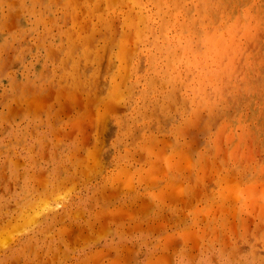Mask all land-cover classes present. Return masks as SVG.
Masks as SVG:
<instances>
[{
  "label": "rangeland",
  "instance_id": "374dc122",
  "mask_svg": "<svg viewBox=\"0 0 264 264\" xmlns=\"http://www.w3.org/2000/svg\"><path fill=\"white\" fill-rule=\"evenodd\" d=\"M193 1L185 0V6L194 5ZM154 2L149 3V8L155 7ZM84 17L88 19L85 22ZM165 18L170 20L168 14ZM113 19L115 23L119 21L117 17ZM171 19L168 36L172 37L179 31L172 26L174 18ZM107 21L103 0H0V237L6 238L5 246L0 248V264H264V198L260 200L264 197V188L261 189L264 186V111L258 110V122L254 124L260 123V127L253 129L250 127L253 113L249 108L261 107L264 100V73L258 72L261 67L264 70L261 52L252 44L246 47L247 51L233 63L230 84L218 92L208 86V81L195 80L191 73L184 79L177 76L175 70L172 78L164 77L165 66L155 70L156 64L162 66L164 62L157 59L156 63L147 64L151 59L149 55L156 54V50L147 51L154 47L156 35L148 33L146 41L144 39L136 49L130 45L136 40L132 33L126 31L120 35L121 25L117 24L121 21L114 23L117 29L113 26L111 30ZM78 27H84V33ZM251 33L256 35L255 31ZM183 36L187 37L188 32ZM238 37L243 47L246 43L243 32ZM122 42L124 46L127 44L121 45L125 64L120 60L122 55L116 53H120ZM129 48L133 51L129 52ZM132 52L134 58L133 54L128 56ZM138 54L143 55L146 62L138 58ZM135 58L140 59L139 62L133 61ZM227 60H219L215 66L223 68ZM125 73L128 76L125 77ZM245 77L256 81H252L257 83L255 95L245 89ZM199 82L205 86L204 95L198 93ZM114 86V91H121V99L113 95L114 110L101 114L102 119L100 116L98 120L93 119L95 110H99L100 115L104 104L112 105L113 102L108 101ZM150 86L153 87L149 89ZM74 88L78 89L72 98L81 97V102H74V107L69 102V107V100L66 104L62 101L68 96L70 99ZM40 98L41 104H37ZM30 100L37 101L41 107ZM117 101L120 107L116 106ZM76 103L81 105L77 107ZM205 105L212 108L208 114L205 108L198 114L195 112L194 107ZM79 117L82 123L77 121ZM221 128L224 132L220 134ZM227 133L233 134V139ZM149 138H153V145L148 143ZM146 144L151 147L146 148L147 151ZM166 164H171L170 168ZM216 168H219L217 173H212ZM120 172L123 174L119 177ZM212 174H215L213 179ZM235 183L239 190L232 186ZM166 185L170 191L181 185L183 196L172 190V198L165 197L170 194ZM246 185H255L249 188L253 193ZM187 186L190 189L185 188ZM221 187L224 191L219 190ZM70 188L72 190H68ZM259 189L263 194L254 198ZM151 190L153 194L162 190L163 199L160 195L153 197ZM220 191L227 196L235 193L238 199L223 194L222 198ZM253 199L259 200L253 207L256 214L248 206ZM40 202L47 205L46 211H43L45 204ZM34 203L37 206H33ZM220 203L225 207L222 213ZM119 207L128 209L127 216L120 217L123 213L117 211ZM30 209L39 210L35 214L41 221L35 219L33 226L22 223L23 227L22 217L32 218L28 214ZM208 209L210 211L206 212ZM54 215L57 217L53 219ZM18 221L28 230L18 233L21 229L15 226ZM11 224L15 228H10ZM184 230H187L185 235Z\"/></svg>",
  "mask_w": 264,
  "mask_h": 264
},
{
  "label": "bare ground",
  "instance_id": "6f19581e",
  "mask_svg": "<svg viewBox=\"0 0 264 264\" xmlns=\"http://www.w3.org/2000/svg\"><path fill=\"white\" fill-rule=\"evenodd\" d=\"M80 1V0H79ZM89 1V0H88ZM92 1V0H91ZM98 1H100V0H98ZM104 1V5H105V10L107 11V16H108V21H107V25L109 26V28H110V30L111 29H113V26L116 28V26L114 25V19H113V17L115 18V17H117L118 19H119V16H121V18L119 19V21L118 22H120L121 21V23L120 24H117L118 22H116L115 24H117V26L118 25H121V31H122V33L120 34L121 36L123 35V34H125V32L127 31L128 33L127 34H131L132 35V37H133V40L135 39L134 37H136V40H138L139 42H137L136 40H134L133 42H131L130 40L132 39V37H131V39L130 38H128V39H130V40H128V43H130V45H133L136 49L139 47L138 46V44L140 45V43H141V45H142V43L144 42V39H145V41H146V35L148 36L149 34H152V35H156V41L155 42H153V45H154V47L153 48H149L147 51L148 52H152L153 50H156V54L154 53V54H152L151 53V55H149V57H151V59H149V61L147 62V64L148 63H156V61H157V59H160L162 62H164V65H159V64H156L155 65V70L156 69H158L159 67H161V69H164L163 68V66H165V71H164V77L166 76V77H169V79L170 78H172L173 77V72H175L176 73V71H177V76H179L180 78H186V76L187 75H189V73H191L193 76H194V79L195 80H198V81H200L201 79H203L204 81H208L209 83H208V86H211L213 89H215L216 91H218V92H221V89H222V87H225V86H227V85H229L230 84V82H231V79L233 78V69H234V61L239 57V55H243V53L244 52H246L247 50H246V47L248 48L251 44L255 47V49H258L260 52H261V57H262V59L264 60V0H194L193 2H195V4L193 5V3H192V6H189V7H186L185 6V0H103ZM155 1V2H154ZM60 2V1H59ZM154 2V4H155V7H151V8H149V3H153ZM58 3V2H57ZM100 3V2H99ZM101 3H102V1H101ZM189 3V2H188ZM72 4V3H71ZM153 4V5H154ZM17 5V4H16ZM96 5V4H95ZM94 5V6H95ZM100 6H101V4H100ZM188 6V5H187ZM17 7V6H16ZM79 7V6H78ZM97 7V6H96ZM84 8V10H85V7H83ZM98 8H100L99 6H98ZM99 10V9H98ZM97 10H95V12H96ZM90 12V11H89ZM94 12V11H93ZM93 12H92V14H93ZM104 12V11H103ZM9 13V12H8ZM72 13V12H71ZM19 14V13H18ZM79 14V13H78ZM168 14V16H169V19L172 21V19L171 18H174V23L172 22V26L174 25V27L176 28V29H178V31H179V34L178 35H174V36H168V35H170V33L168 32V29H169V22H170V20L168 21V19H166L165 18V15H167ZM85 15H87V14H85ZM84 15V16H85ZM181 15V16H180ZM80 16V15H79ZM92 16H94V15H92ZM103 16H104V13H103ZM102 16V17H103ZM74 17V16H73ZM86 17V16H85ZM84 17V21L83 22H85V19L86 20H88L87 18H88V16H87V18H85ZM91 17V16H90ZM89 17V18H90ZM95 17V16H94ZM180 17H182V18H180ZM60 19V18H59ZM64 19H65V17H64ZM74 19V18H73ZM117 19V20H118ZM77 20H78V18H77ZM90 20V19H89ZM97 21H98V18H97ZM52 22V21H51ZM50 22V23H51ZM61 22V21H60ZM87 22V21H86ZM100 22H101V20H100ZM217 22H219V24L216 26V24H217ZM89 23V22H88ZM88 23H87V26H88ZM103 23H105V21L103 22ZM17 24V23H16ZM81 24H83V23H81ZM85 24V23H84ZM83 24V25H84ZM74 25V24H73ZM89 25H91V23H89ZM101 25H102V23H101ZM55 26V25H54ZM80 26V25H79ZM82 26V25H81ZM85 26V25H84ZM93 26V25H92ZM94 26H96V25H94ZM100 26V25H99ZM140 26V27H139ZM75 27V26H74ZM120 27V26H119ZM1 28V27H0ZM78 28H80V30L82 31L83 30V33H84V27L81 29V27H78ZM86 28V27H85ZM61 29V28H60ZM77 29V28H76ZM117 29V28H116ZM175 29V30H176ZM79 30V31H80ZM97 30H99V28H97ZM103 30V29H102ZM108 30V29H107ZM171 30H172V28H171ZM51 31V30H50ZM185 31H187L188 32V36L187 37H184L183 36V33L185 32ZM255 31V33H256V35L254 36H252V33L251 32H254ZM42 32V31H41ZM86 32V31H85ZM240 32H243V34H244V40H246L245 42V44L243 45V47L242 46H240V45H242L241 44V38H239L238 37V35H239V33ZM76 33H77V31H76ZM98 33V32H97ZM116 33V32H115ZM115 33H113V34H115ZM117 33H118V30H117ZM120 33V32H119ZM149 33V34H148ZM169 33V34H168ZM172 33H173V30H172ZM171 33V34H172ZM28 34V33H27ZM78 35L80 34V33H77ZM108 34V33H107ZM56 35V34H55ZM81 35V34H80ZM79 35V36H80ZM112 35V34H111ZM130 35V36H131ZM151 35V36H152ZM108 36V35H107ZM259 36H263V38H260ZM82 37V36H81ZM90 37V36H89ZM119 37V36H118ZM124 37H125V35H124ZM126 37H128V35H126ZM125 37V38H126ZM103 38V37H102ZM159 38H161V40H159ZM184 38V40H182ZM84 39V38H83ZM123 39V38H122ZM149 39V38H148ZM22 40V39H21ZM76 40V39H75ZM74 40V41H75ZM79 40V39H78ZM90 40H92V39H90ZM90 40H88L89 42H90ZM116 40V39H115ZM119 40H121V39H119ZM149 40H151V39H149ZM153 40V39H152ZM182 40V41H181ZM122 41V40H121ZM130 41V42H129ZM247 41H252V43H247ZM112 42V41H111ZM115 42V41H114ZM119 42V41H118ZM68 43V42H67ZM94 43V42H93ZM101 43V42H100ZM105 43V42H104ZM121 43V42H120ZM123 43L124 42H122V44H119V46L122 48V46H124L123 45ZM112 44L114 45V43L112 42ZM126 44V43H125ZM149 45H150V43H148ZM147 44V45H148ZM83 45H85V44H83ZM82 45V46H83ZM118 45V44H117ZM122 45V46H121ZM237 45H239V46H237ZM125 46H127V44L125 45ZM124 46V47H125ZM128 46H129V44H128ZM144 46H145V44H144ZM245 46V47H244ZM68 47V46H67ZM78 47V46H77ZM111 47H113L112 45H111ZM130 47V46H129ZM133 47V48H134ZM252 47V46H251ZM78 48H80V47H78ZM7 49V48H6ZM97 49V48H96ZM110 49V48H109ZM119 49V48H118ZM126 49V48H125ZM130 49V48H129ZM132 49V48H131ZM131 49L130 50H128L129 52H131ZM143 49V48H142ZM142 49H140V50H142ZM4 50V49H3ZM95 50V49H94ZM121 50V51H120ZM122 50H123V48L122 49H119V51H120V53L119 52H116L117 54H118V56H120L121 57V55H122V57H121V62H123L124 63V60H125V57L123 56V54H121L122 53ZM145 50V49H144ZM118 51V50H117ZM125 51V50H124ZM128 51H126V53L128 54L129 52ZM132 51H133V49H132ZM13 52V51H12ZM23 52V51H22ZM96 53V52H95ZM125 53V52H124ZM142 53V52H141ZM235 53H237V55L235 56ZM120 54V55H119ZM127 54L125 55L126 56V59H127ZM131 54H133V58H134V52H132V53H130L128 56H130ZM136 54V53H135ZM139 54H140V52H139ZM138 54V55H139ZM143 54V53H142ZM137 55V57L138 58H140V57H142L143 58V55L141 56V55H139L138 56ZM146 55V54H145ZM72 56V55H71ZM117 56V55H116ZM118 56H117V58H118ZM147 56H148V54H147ZM146 56V57H147ZM247 56H249V55H247ZM73 57V56H72ZM108 57V56H107ZM132 57V56H131ZM136 57V56H135ZM145 57V58H146ZM225 57H226V59H228L227 61H228V64L225 66V67H223L222 68V66L221 67H219V66H215L217 63H218V61L219 60H226L225 59ZM23 58V57H22ZM70 58V57H69ZM122 58L124 59L123 61H122ZM148 58V57H147ZM72 59V58H71ZM83 59V58H82ZM88 59V58H87ZM119 59V58H118ZM129 59V61H130V58H128ZM132 59V58H131ZM144 59V58H143ZM251 59V58H250ZM91 60V59H90ZM89 60V61H90ZM102 60V59H101ZM114 60V59H113ZM112 60V61H113ZM134 60H137L136 58L135 59H133V61ZM139 60L140 59H138L137 61L139 62ZM142 60V59H141ZM148 60V59H147ZM75 61V60H74ZM96 61V60H95ZM136 61V62H137ZM142 61H145V59L144 60H142ZM226 61V62H227ZM244 61V60H243ZM248 61H249V59H248ZM260 61H261V59H260ZM118 62H120V61H118ZM132 62V61H131ZM131 62H127V63H131ZM135 62V63H136ZM146 62V61H145ZM159 62V61H158ZM224 62V61H223ZM236 62V61H235ZM106 63V62H105ZM126 63V62H125ZM124 63V64H125ZM222 63V62H221ZM221 63H220V65H221ZM251 63V62H250ZM249 63V64H250ZM58 64V63H57ZM92 64V63H91ZM90 64V65H91ZM123 64V65H124ZM138 64V63H137ZM143 64V63H142ZM225 64V63H224ZM248 64V63H247ZM45 65H46V63H45ZM89 65V64H88ZM119 65H121V64H119ZM128 65V64H127ZM133 65V64H132ZM149 65V64H148ZM251 65V64H250ZM73 66V65H72ZM131 66V65H130ZM138 66V65H137ZM262 66V65H261ZM118 67V66H117ZM125 67V66H124ZM243 67H245L244 66V64H243ZM119 68V67H118ZM117 68V69H118ZM135 68V67H134ZM81 69V68H80ZM121 69H123V66L121 67ZM127 69H128V67H127ZM146 69V68H145ZM261 69H262V67H261ZM258 70V72L259 73H264V70ZM264 69V68H263ZM78 70V69H77ZM140 70H142V69H140ZM147 70V69H146ZM150 70V69H149ZM176 70V71H175ZM108 71V70H107ZM106 71V72H107ZM119 71V70H118ZM139 71V70H138ZM137 71V72H138ZM143 71V70H142ZM191 71V72H190ZM109 72H110V70H109ZM162 72V71H161ZM235 72V71H234ZM117 73V72H116ZM119 73V72H118ZM132 73V72H131ZM126 75H125V77L126 76H128L127 75V73H125ZM150 74V73H149ZM255 74V73H254ZM43 75V74H42ZM46 75V74H45ZM48 75V74H47ZM134 75H136V74H134ZM155 75V74H154ZM153 75V76H154ZM157 75V74H156ZM161 75V74H160ZM65 76V75H64ZM238 76V75H237ZM254 76V75H253ZM259 76V75H258ZM263 76V75H262ZM62 77H63V75H62ZM156 77H158V76H155L154 78H156ZM190 77H191V75H190ZM189 77V78H190ZM251 77H252V75H251ZM251 77L250 78H246L245 77V79H246V86H245V89L246 90H248V89H250L251 90V92L250 93H252L253 95H255L256 94V84L257 83H253L252 81H255V80H252L251 79ZM264 77V76H263ZM112 78V77H111ZM129 77H127V79H128ZM134 78V77H133ZM124 79V78H123ZM126 79V78H125ZM153 79V78H152ZM176 80H177V78H175ZM214 79V80H213ZM237 79V81H238V79L239 78H235V80ZM251 79V80H250ZM257 79H258V77H257ZM14 80V79H13ZM75 80V79H74ZM133 80V79H132ZM191 80V79H190ZM262 80H264V78H262ZM39 80H37V82H38ZM113 81H115V79L113 80ZM112 81V82H113ZM139 81V80H138ZM78 82V81H77ZM105 81H103V83H104ZM120 82V81H119ZM125 81L123 80V83H124ZM156 82H157V80H156ZM174 82H176V81H174ZM195 82V81H194ZM256 82V81H255ZM84 83V82H83ZM86 83V82H85ZM115 83V82H114ZM177 83H179V81L177 82ZM192 83V82H191ZM239 83V82H238ZM251 83H253V84H251ZM73 84H77L76 82H73ZM122 84V83H121ZM156 84V83H155ZM163 84V83H162ZM249 84H251V85H249ZM74 85V86H75ZM84 85V84H83ZM112 85H114V84H112ZM119 85V84H118ZM129 85V84H128ZM150 85V84H149ZM152 85H154V84H152ZM50 86V85H49ZM115 86H117L116 84H115ZM112 87L111 89H112V91H110V92H112L111 94H110V92H109V94L111 95V96H113V95H119V93L121 92H117V90L118 89H116L115 91H114V89L116 88V87ZM156 86V85H155ZM177 86V85H176ZM195 86H196V84H195ZM70 87V86H69ZM76 87H79L78 86V84H77V86ZM144 87V86H143ZM151 87H153V86H150V88L149 89H151ZM204 87V88H203ZM114 88V89H113ZM135 88V87H134ZM147 88V87H146ZM16 89H17V87H16ZM67 89H69V88H67ZM75 90H73L72 91V93H70V99L68 98V97H66L65 98V100H64V98H62V100H64V101H62L63 103H65V102H67L68 100V103H67V105L69 104V105H71L70 103H72V105H71V107H74V102H77V98L74 100L73 98H72V96L74 95V93H77V90L76 89H78V88H74ZM80 89V88H79ZM110 89V90H111ZM139 89V88H138ZM153 89V88H152ZM207 89V88H206ZM244 89V90H245ZM148 90V89H147ZM196 90V89H195ZM239 90V89H238ZM258 90V89H257ZM70 91V90H69ZM75 91V92H74ZM79 91L80 90H78V93H79ZM116 93H114V92ZM122 91H123V89H122ZM152 91V90H151ZM261 91V90H260ZM60 92V91H59ZM81 92V91H80ZM86 92H88V91H86ZM126 92V91H125ZM139 92V91H138ZM145 92V91H144ZM231 92V91H230ZM229 92V93H230ZM233 92V91H232ZM237 92V91H236ZM248 92V91H247ZM114 93V94H113ZM134 93V92H133ZM198 93H200V95H204V94H206L205 93V86L203 85V84H200V82H199V84H198ZM244 93H245V91H244ZM50 94V93H49ZM57 95H58V93H56ZM60 94V93H59ZM88 94V93H87ZM143 94V93H142ZM208 94H210V93H208ZM231 95H233L232 93H230ZM247 94V93H246ZM259 93H257V95H258ZM67 95H69V94H67ZM79 95V94H78ZM109 95V96H110ZM128 95V94H127ZM134 95V94H133ZM226 95V94H225ZM245 95V94H244ZM46 96V95H45ZM48 96V95H47ZM61 96V95H60ZM75 96V95H74ZM73 96V97H74ZM87 96V95H86ZM85 96V97H86ZM106 96V95H105ZM109 97V101L108 102H113L112 103V105H111V103H106V104H104V106H105V109H103V110H101L102 111V113H100V115H99V112L97 111V110H95V116H94V112H93V119H97L98 120V117L100 116L101 117V119H102V115L103 114H105V113H107V112H111V111H113L114 109V107H113V105H114V103L116 102L115 101V96H113V97ZM116 96V99H121V97H120V95L117 97ZM198 96V95H197ZM241 95H239V97H240ZM22 97V96H21ZM59 97V96H58ZM62 97V96H61ZM76 97H78V96H76ZM80 97V96H79ZM83 97V96H82ZM84 97V98H85ZM89 97V96H88ZM87 97V98H88ZM135 97V96H134ZM143 97V96H142ZM178 97V96H177ZM177 97H176V99H177ZM45 98V97H44ZM60 98V97H59ZM111 98H113L114 100H112ZM123 98H124V96H123ZM197 98V97H196ZM203 98V97H202ZM95 99V98H94ZM100 99V98H99ZM98 99V100H99ZM134 99V98H133ZM200 99H201V97H200ZM217 99V98H216ZM239 99V98H238ZM39 100V99H38ZM81 100V97L79 98V102H81L80 101ZM87 100H90V99H87ZM196 99H194V101H195ZM235 100V99H234ZM31 102H33V103H37V101H33V100H30ZM41 101V98H40V100H39V102ZM45 101V100H44ZM44 101H43V99H42V103H44ZM93 100H91V102H92ZM136 101V100H135ZM178 101V100H177ZM254 101H256V100H254ZM61 102V104L63 105V103ZM70 102V103H69ZM94 102V101H93ZM118 102V101H117ZM131 102V101H130ZM242 102V101H241ZM58 103V102H57ZM83 103V102H82ZM120 103H122L121 101H120ZM166 103V102H165ZM188 103V102H187ZM27 104H30L31 105V103L30 102H28ZM37 104H41V102L40 103H37ZM36 104V106L37 107H39L38 105ZM66 104V103H65ZM87 104H89V101H87ZM93 104H96V103H93ZM101 104H103V102L101 103ZM107 104H110L108 107H107ZM175 104H177V103H175ZM186 104V103H185ZM257 104V103H256ZM29 105V106H30ZM34 105V104H33ZM44 105V104H43ZM42 105V106H43ZM68 105V106H69ZM76 106L77 105H81V103L79 104V103H76L75 104ZM117 105H119V102H118V104H116V106ZM121 105V104H120ZM124 105H126V104H124ZM137 105V104H136ZM253 105H255V104H253ZM35 106V105H34ZM35 106V107H36ZM64 106V105H63ZM62 106V107H63ZM66 106V105H65ZM85 107H86V103H85V105H84ZM83 106V107H84ZM96 106V105H95ZM95 106H93V107H95ZM207 105H205V107H194V110H195V112L198 114L199 112H202L201 110L203 109V108H205L206 110V112L208 111V110H210L211 111V107H206ZM208 106H210V105H208ZM259 106H261V107H249L251 110H252V122L250 123L251 125H250V127H252L253 129H256L257 128V126H258V128L260 127V123L258 124L257 123V126H255V124L254 123H256V121L258 122V120L256 119V118H258L259 117V112H258V110L261 112L262 110L264 111V100L262 101V103H261V105H259ZM41 107V106H40ZM60 107H61V105H60ZM70 107V106H69ZM78 107V106H77ZM90 107H91V105H90ZM99 107V106H98ZM117 107H120V106H117ZM151 107V106H150ZM187 106L185 105V108H186ZM64 108V107H63ZM68 108V107H67ZM103 108V107H102ZM167 108V107H166ZM260 108V109H259ZM88 109H89V107H88ZM116 109V108H115ZM179 109V108H178ZM90 110V109H89ZM108 110H110V111H108ZM84 111V110H83ZM88 111V110H87ZM96 111H97V113H98V115H97V113H96ZM107 111V112H106ZM104 112V113H103ZM169 112V111H168ZM42 113V112H41ZM83 113V112H82ZM88 113V115L90 114L89 112H87ZM131 113V112H130ZM209 112H207V114H208ZM102 114V115H101ZM108 114V113H107ZM233 114V113H232ZM84 115V114H83ZM87 114H85L84 115V117L86 116ZM87 115V116H88ZM41 116V115H40ZM91 116V115H90ZM133 116V115H132ZM192 116V115H191ZM2 117V116H1ZM99 117V118H100ZM144 117V116H143ZM208 117V116H207ZM80 119H78L77 121L79 122V120H81V117H79ZM83 118V117H82ZM104 118V117H103ZM114 118H116V117H114ZM151 118V117H150ZM205 118V117H204ZM203 118V119H204ZM73 119V118H72ZM76 119V118H75ZM117 119V118H116ZM142 119V118H141ZM192 119V118H191ZM197 120H198V118H196ZM200 119V118H199ZM211 119V118H210ZM88 120V119H87ZM262 120V119H261ZM84 121V120H83ZM86 121V120H85ZM84 121V122H85ZM93 121V120H92ZM202 121V120H201ZM74 123H75V121H73ZM189 122V121H188ZM198 122V121H197ZM197 122L195 123V124H197ZM80 123H82V120H81V122ZM86 123V122H85ZM92 123V122H91ZM202 123V122H201ZM77 124H79V123H76V125ZM84 124V123H83ZM135 124H136V122H135ZM143 124V123H142ZM187 124H189V123H187ZM75 125V126H76ZM181 125V124H180ZM179 125V126H180ZM212 125V124H211ZM79 126H80V124H79ZM79 126H78V128H79ZM198 126H201V125H198ZM205 126V125H204ZM225 125L223 124L222 125V128L224 127ZM82 127V126H81ZM182 127V126H181ZM186 127V126H185ZM213 127V126H212ZM205 128V127H204ZM207 128V127H206ZM205 128V129H206ZM222 128H221V130H220V134H221V131H223L222 130ZM225 128V127H224ZM239 128H240V125H239ZM190 129V128H189ZM184 130V129H183ZM191 130V129H190ZM207 131H208V129H206ZM236 130V129H235ZM180 131V130H179ZM245 131V130H244ZM243 131V132H244ZM133 132V131H132ZM190 132V131H189ZM224 132V131H223ZM246 132V131H245ZM258 132V131H257ZM204 133H205V130H204ZM203 133V134H204ZM230 133V132H229ZM232 133V132H231ZM143 134V133H142ZM191 134H192V132H191ZM217 134V133H216ZM224 133H222V135H223ZM126 135V134H125ZM194 135V134H193ZM227 135H228V133H227ZM232 135L233 134H229L228 136L230 137V138H232L233 139V137H232ZM238 135V134H237ZM132 136V135H131ZM240 136H241V134L239 133V135H238V138L240 139ZM254 136V135H253ZM153 139V138H152ZM151 138H149V140H148V143L149 144H151V145H153L154 144V142H153V140H152ZM251 140V139H250ZM127 141V140H126ZM214 141V140H213ZM216 142H218L217 141V138H216V140H215ZM225 141L227 142V139H225ZM231 141V140H230ZM238 141H240V140H238ZM245 141V140H244ZM151 142H153V144L151 143ZM215 142V143H216ZM225 142V143H226ZM59 143V142H58ZM147 143V144H148ZM228 143V142H227ZM234 143H236V142H234ZM37 144V143H36ZM146 144V146L147 147H145V145H144V149H146V148H148V147H150V146H148ZM210 144V143H209ZM139 145V144H138ZM178 145V144H177ZM234 145V144H233ZM237 145V144H236ZM59 147V146H58ZM237 147V146H236ZM236 147H234L233 146V148L235 149ZM151 148V147H150ZM180 148H182V147H180ZM216 148H217V146H216ZM232 148V150H234ZM129 150V149H128ZM147 150H149V149H146V151ZM151 151H152V149H151ZM179 151V150H178ZM231 151V150H230ZM175 152H177V151H175ZM149 153V152H148ZM180 153H181V150H180ZM179 153V154H180ZM74 154V153H73ZM149 156V155H148ZM156 156V155H155ZM241 156V155H240ZM246 156H247V154H246ZM166 157V156H165ZM168 157V156H167ZM166 157V158H167ZM180 157H181V154H180ZM250 157V156H249ZM163 158V157H162ZM168 158H170V155H169V157ZM168 158H167V160H168ZM159 159H160V157H159ZM165 159V158H164ZM164 159H163V161H164ZM208 159V158H207ZM249 159V158H248ZM250 159H252V157L250 158ZM128 160V159H127ZM156 160V159H155ZM22 161V160H21ZM118 162V161H117ZM151 162V161H150ZM153 162V161H152ZM165 162H166V159H165ZM233 162H234V160H233ZM71 163V162H70ZM73 163V162H72ZM92 163H94V162H92ZM101 163V162H100ZM167 163V162H166ZM186 163V162H185ZM91 164V163H90ZM21 165V164H20ZM79 165V164H78ZM83 165V164H82ZM94 165H97L96 163L94 164ZM168 164H166V167H168V168H170V166H171V164H169L170 166H167ZM84 166V165H83ZM99 166V165H98ZM122 166V165H121ZM146 166H148V165H146ZM189 166V165H188ZM58 167V166H57ZM132 167V166H131ZM165 167V169H167ZM173 167V166H172ZM171 167V168H172ZM201 167V166H200ZM206 167V166H205ZM208 167V166H207ZM213 167V166H212ZM263 167V166H262ZM92 168V167H91ZM202 168V167H201ZM219 168H220V166H219ZM219 168L217 169L216 168V170H215V172H212V173H217L216 171H218L219 170ZM254 168V167H253ZM264 168V167H263ZM262 168V169H263ZM67 169V168H66ZM129 169V168H128ZM132 169V168H131ZM208 169V168H207ZM46 170V169H45ZM57 170H58V168H57ZM87 170H88V167H87ZM158 170V169H157ZM5 171V170H4ZM43 171V170H42ZM89 171V170H88ZM112 171V170H111ZM121 171V170H120ZM211 171V170H210ZM254 171V170H253ZM123 172V171H122ZM125 172V171H124ZM123 172V173H124ZM128 172V171H127ZM127 172H125V173H127ZM130 172V171H129ZM165 172V171H164ZM74 173V172H73ZM123 173H121L120 172V175H119V177L123 174ZM219 173V172H218ZM253 173V172H252ZM58 174V173H57ZM115 175V174H114ZM213 175V174H212ZM215 175V174H214ZM213 175V177L211 176V178L213 179L215 176ZM59 176V175H58ZM95 176V175H94ZM196 176H200V175H196ZM114 177H117V175H115ZM129 175H128V179H129ZM133 177V176H132ZM131 177V178H132ZM106 178V177H105ZM111 178V177H110ZM201 178V177H200ZM210 178V179H211ZM112 179H113V177H112ZM115 179V178H114ZM119 179H121V178H119ZM150 179V178H149ZM152 179H154V178H152ZM173 179H174V176H173ZM177 179V178H176ZM198 179V178H197ZM230 179V178H229ZM228 179V180H229ZM232 179V178H231ZM125 180V179H124ZM129 180H131V179H129ZM181 180V179H180ZM237 180V179H236ZM68 181V180H67ZM119 181V183H120V180H118L117 179V181L116 182H118ZM173 181V180H172ZM225 181V180H224ZM241 181V180H240ZM260 181V180H259ZM115 182V181H114ZM127 183H129L130 181H126ZM210 182V181H209ZM221 182H223V179H222V181ZM228 182V181H227ZM63 183V182H62ZM112 183H113V181H112ZM130 183H132V182H130ZM178 183V182H177ZM229 183H231V182H229ZM124 184H126V183H124ZM123 184V185H124ZM179 184V183H178ZM231 185V184H230ZM229 185V186H230ZM45 186V185H44ZM126 186H128V184H126ZM130 186H131V184H130ZM129 186V187H130ZM177 187H175V188H177L176 190H173L172 188H171V191L173 190L175 193H178V194H180V195H182L183 194V187L181 186V185H179V187L180 188H178V185H176ZM210 186V185H209ZM222 186V185H221ZM226 186V185H225ZM228 186V185H227ZM227 186H226V188H227ZM233 187H234V189H235V187H236V189L237 190H239V188H238V186L236 185V183H235V186L234 185H232ZM247 187H248V189L250 188H252V186H249V185H246ZM255 186V185H254ZM253 186V187H254ZM132 187V186H131ZM166 187H169V186H167L166 185ZM247 187L246 188H244V189H247ZM261 187V186H260ZM42 188V187H41ZM174 188V187H173ZM174 188V189H175ZM183 188V189H182ZM185 188H187V189H190V187H185ZM220 188V187H219ZM222 188V187H221ZM230 188H232L231 186H230ZM264 188V186H262L261 187V189H263ZM168 189V188H167ZM182 189V190H181ZM228 189V188H227ZM244 189H243V191H244ZM249 189V190H250ZM253 189V188H252ZM257 189V188H256ZM261 189H259V191L256 193L257 195H255L256 197H254V198H257L258 196H260V193H262V192H260V190ZM68 190H72V188H70V189H68ZM164 190H166V189H164ZM169 191H170V187H169V189H168ZM167 190V191H168ZM219 190H223V188L222 189H219ZM226 190V189H225ZM232 190V189H231ZM231 190H229V191H231ZM237 190H235V193L237 194ZM248 190V191H249ZM254 190H255V188H254ZM264 190V189H263ZM55 191V190H54ZM54 191H52V192H54ZM65 191V190H64ZM66 191H67V189H66ZM148 191V190H147ZM152 191V190H151ZM159 191H161L162 192V190H159ZM168 191V192H169ZM171 191H170V194L168 195V194H166L165 195V197H170L171 196V198H172V195L173 194H171ZM177 191H180V192H177ZM181 191H182V194H181ZM221 191H220V193H221ZM224 191V190H223ZM252 193H253V191L252 190H250ZM256 191V190H255ZM161 192H155V194H153L154 192L152 191L150 194H152L153 195V197H155V196H161L162 197V199H163V195H162V193ZM164 192V191H163ZM219 192V191H218ZM245 192V191H244ZM247 192V191H246ZM250 192V193H251ZM173 193V192H172ZM189 193V192H188ZM187 193V194H188ZM229 193V192H228ZM233 193V192H232ZM232 194L231 195V193L230 194H228V196H234L235 197V199H238V198H236V194ZM241 193H242V191H241ZM259 193V194H258ZM195 194V193H194ZM222 194L224 195V193L222 192L221 193V195H220V197L222 196ZM246 194V193H245ZM244 194V195H245ZM255 194V193H254ZM254 194H253V196H254ZM263 194V193H262ZM262 194H261V196H262ZM56 194H54L53 193V196H55ZM251 195V194H250ZM250 195H248L249 197H250ZM264 195V194H263ZM49 196V195H48ZM48 196H46V197H48ZM56 196H59V197H62L61 195H56ZM183 196V195H182ZM181 196V197H182ZM228 197L227 195H224V197ZM45 197V198H46ZM58 197V198H59ZM153 197H152V199H153ZM177 197V196H176ZM175 197V198H176ZM234 197H232V199L234 200ZM57 198V197H56ZM57 198V199H58ZM64 198V197H63ZM174 198V199H175ZM180 198V197H179ZM222 198H223V196H222ZM229 198V197H228ZM264 197H260V200L261 199H263ZM52 199H53V197H52ZM56 199V200H57ZM157 199V198H156ZM161 198L159 199L160 201L162 200ZM167 199V198H166ZM178 199V198H177ZM176 199V200H177ZM231 199V200H232ZM47 200L49 201V197L47 198ZM45 201V203L47 204V202L48 201ZM67 200V199H66ZM180 200V199H179ZM232 200V201H233ZM246 200H247V198H246ZM258 200V199H257ZM257 200H255V199H253L252 201V204H248V206L250 205V207H249V209L251 208V211H253V210H255V213H253V214H256V209H253V207H256V205L254 206V203L256 204L257 202H259V200L257 201ZM264 200V199H263ZM236 201V200H235ZM250 201V200H249ZM255 201H257V202H255ZM61 202V201H60ZM173 203H174V201H172ZM177 202H178V200H177ZM225 202V201H224ZM234 202V201H233ZM248 202V201H247ZM247 202H245L246 204H247ZM37 203H38V201H37ZM37 203H34L35 205H33V206H37L36 204ZM45 203H42V202H40L39 204H41V205H43L44 206V204ZM176 203V202H175ZM249 203H251V202H249ZM29 204H30V202H29ZM31 204H33V203H31ZM45 204V210L43 209V211H46L47 209H46V205ZM157 204V203H156ZM215 204H217V203H215ZM221 204V203H220ZM264 204V203H263ZM41 205H39V207L41 206ZM51 205V204H50ZM60 205V204H59ZM64 205V204H63ZM153 205V204H152ZM219 205V204H218ZM222 206H220L219 208H221V209H219V212L220 213H222V211L225 209V207H223L224 205L223 204H221ZM253 205V206H252ZM33 206H32V208H33ZM58 206V205H57ZM216 207H217V205H215ZM235 206H237V205H235ZM247 206V205H246ZM260 206V205H259ZM259 206H258V208H259ZM49 207V209H50V207L51 206H48ZM123 206H121V208H122ZM176 207V206H175ZM227 207V206H226ZM36 208V207H35ZM120 208V207H119ZM120 208V209H121ZM236 208V207H235ZM261 208V212L263 213V206L262 207H260ZM38 209V208H37ZM36 209V210H37ZM42 209V208H41ZM40 209V212L41 213H43L42 212V210ZM48 209V211L50 212L51 210H49ZM54 210H55V207L53 208ZM117 210L118 212H120V213H123V214H121V216L120 217H125V216H127V213L129 212V211H127L125 208H123V209H121V210ZM125 209V210H124ZM207 209V208H206ZM228 209H229V211H230V207H228ZM30 210H32L33 211V209H30ZM83 210V209H82ZM95 210V209H94ZM205 210V209H204ZM232 210V209H231ZM233 210H236V209H234L233 208ZM30 212V213H28V214H30L31 216H32V218H29V219H27V218H23L22 217V221L20 222L21 224L22 223H26L27 225L28 224H32V223H35L36 222V220H39V219H36V215L37 214H35L37 211H38V213H39V210H37V211H33V212ZM124 211V212H123ZM126 211V212H125ZM207 211H210L209 209L208 210H206V212ZM213 211V210H212ZM250 210H248V212H249ZM55 212V211H54ZM234 212H236V211H234ZM32 213H33V215H32ZM48 213V212H47ZM51 213V212H50ZM64 213V212H63ZM124 213H125V215H124ZM131 213H132V211H131ZM131 213H129V215L131 214ZM205 213V212H204ZM26 214V213H25ZM49 214V213H48ZM48 214H46V215H48ZM133 214V213H132ZM29 215V217H31ZM39 215H41V218H42V214H39ZM260 215H261V213H260ZM26 216V215H25ZM48 216H51V215H48ZM65 216V215H64ZM262 216V215H261ZM57 216H55L54 215V217H53V219L54 218H56ZM50 218V220L52 219L51 217H49ZM23 219H24V221H23ZM25 219H26V221H25ZM36 219V220H35ZM44 219V218H43ZM194 219V218H193ZM20 221V220H19ZM19 221H18V223H19ZM39 221H41V219L39 220ZM17 223V224H18ZM20 223L18 224V225H15V226H19V228H21L20 230H18V233L21 231V230H24V229H27V228H23L24 227V224H22L23 225V227H21V225H20ZM12 224H15L14 222L12 223ZM11 224V227H10V225L8 226V227H10V228H12L14 225H12ZM26 225V226H27ZM196 225V224H195ZM199 225V224H198ZM6 226V225H5ZM15 226H14V228H15ZM32 226H33V224H32ZM262 227V226H261ZM5 228V227H4ZM17 228V227H16ZM23 228V229H22ZM13 229V228H12ZM18 229V228H17ZM187 229V228H186ZM8 230H9V228H8ZM8 230H7V232H8ZM28 230V229H27ZM193 230V229H192ZM11 231V230H10ZM16 231V230H15ZM25 231V230H24ZM23 231V232H24ZM91 231V230H90ZM185 231H187V230H184V232H183V235H185ZM6 232V231H5ZM6 232V233H7ZM191 232V231H190ZM195 232V231H194ZM197 232V231H196ZM9 233V232H8ZM25 233V232H24ZM176 233H178V232H176ZM192 233H193V231H192ZM2 230H1V236H2ZM10 234V233H9ZM182 234V233H181ZM195 234V233H194ZM199 234V233H198ZM196 235V234H195ZM214 236V235H213ZM3 237V236H2ZM9 237H10V235H9ZM181 237H183V236H181L180 235V237H179V239H181ZM199 237H201V236H199ZM12 238V237H11ZM10 238V239H11ZM16 238V237H15ZM4 239H6V238H1L0 237V248H1V246L2 247H4L5 246V244H6V241L4 240ZM5 242H4V241ZM182 240V239H181ZM5 243V244H4ZM39 243V242H38ZM88 245V244H87ZM33 249V248H32ZM61 258V257H60ZM215 259V258H214ZM61 260V259H60ZM117 260H115V262H116ZM119 261V260H118ZM53 263V262H52ZM118 262H116L115 264H117ZM109 264V263H108ZM111 264H114V262H111ZM121 264V263H120Z\"/></svg>",
  "mask_w": 264,
  "mask_h": 264
}]
</instances>
